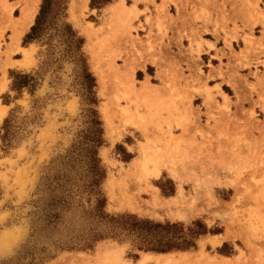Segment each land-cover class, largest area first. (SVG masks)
Wrapping results in <instances>:
<instances>
[{
  "label": "rangeland",
  "instance_id": "1",
  "mask_svg": "<svg viewBox=\"0 0 264 264\" xmlns=\"http://www.w3.org/2000/svg\"><path fill=\"white\" fill-rule=\"evenodd\" d=\"M29 1L0 0V264H264V0H55L31 37L40 0L12 46ZM100 203L204 231L146 249Z\"/></svg>",
  "mask_w": 264,
  "mask_h": 264
},
{
  "label": "trees",
  "instance_id": "2",
  "mask_svg": "<svg viewBox=\"0 0 264 264\" xmlns=\"http://www.w3.org/2000/svg\"><path fill=\"white\" fill-rule=\"evenodd\" d=\"M54 1L55 0H43L36 24L32 27L31 34H28L29 36H37L39 30L42 28L44 18L48 13H50V9ZM102 206V203L98 204L97 209L99 210L101 218H103L109 226L110 232L113 231V233H118L126 230L129 233L136 234L141 238L140 241L142 243V247L146 249L168 251L173 248H188L194 244L192 236L196 233V231L190 238H187L184 236V233L180 234L178 233V230L175 229L177 228L178 223L157 222L149 218H140L136 214L132 213H122L117 215L109 214L102 210ZM203 231L197 230V233ZM101 235H103V233L99 236ZM180 237L182 238L178 240Z\"/></svg>",
  "mask_w": 264,
  "mask_h": 264
},
{
  "label": "bare ground",
  "instance_id": "3",
  "mask_svg": "<svg viewBox=\"0 0 264 264\" xmlns=\"http://www.w3.org/2000/svg\"><path fill=\"white\" fill-rule=\"evenodd\" d=\"M28 2V1H27ZM124 2H125V0H124ZM39 3H40V0H31V1H29V3L24 7L23 6V9H22V11H21V14L19 15V16H17L16 17V20L15 21H13L12 22V28H13V34H12V36H11V45L12 46H14L15 44L17 45L16 47H18V45H19V41H20V38H21V35H22V33L24 32V30H26V29H29V27L32 25V23L34 22V20H35V17H36V13H37V10H38V7H39ZM110 6H112V5H110ZM115 6V5H114ZM117 7V6H116ZM155 39V38H154ZM143 40V39H142ZM14 44V45H13ZM9 47V46H8ZM10 48H11V46H10ZM9 51V50H8ZM25 51H26V54H29V49H25ZM11 52V51H10ZM26 58V57H25ZM24 58V59H25ZM23 59V61H22V63H25L24 60ZM20 61V60H19ZM20 61V62H21ZM155 61V60H154ZM153 61V62H154ZM158 63V62H157ZM93 65H96V64H93ZM96 67V66H95ZM99 69L101 70V67L99 66ZM104 84V83H103ZM209 88V87H208ZM205 89V88H204ZM206 90V89H205ZM205 94H206V97H207V102H209L210 100H211V98H212V92H211V90L210 89H207L206 90V92H205ZM204 98H205V96H204ZM110 110V109H109ZM108 110V111H109ZM104 111H107V110H104ZM4 112L3 111H1L0 112V118H2V114H3ZM110 115V114H109ZM1 121V120H0ZM107 122V121H106ZM108 123V122H107ZM157 190V189H156ZM158 191V190H157ZM156 191V192H157ZM157 197V196H156ZM234 204V203H233ZM264 205V204H263ZM255 207V206H254ZM254 209V208H253ZM256 209V208H255ZM254 209V210H255ZM256 211V210H255ZM255 213V212H254ZM254 215V214H253ZM256 217H257V219H260V220H262L263 221V223H264V209H261L259 212L257 211L256 212ZM253 218V217H252ZM259 220V221H260ZM258 221V222H259ZM254 222V221H253ZM257 225V224H256ZM264 225V224H263ZM263 225L261 224V226L263 227ZM260 226V225H259ZM260 226V227H261ZM229 231V230H228ZM231 232V231H230ZM227 234V233H226ZM3 236V235H2ZM214 240H217L216 238L214 239ZM1 241V240H0ZM249 241H250V239H249ZM251 242V241H250ZM253 243V242H252ZM253 246V245H252ZM251 246V247H252ZM103 250H105V249H103ZM82 256V255H81ZM146 257V256H145ZM80 258H82V257H80ZM141 262H143V261H141Z\"/></svg>",
  "mask_w": 264,
  "mask_h": 264
}]
</instances>
